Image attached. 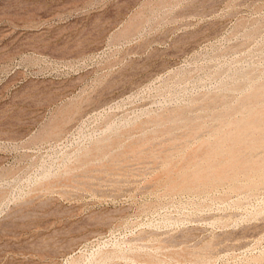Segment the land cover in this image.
I'll use <instances>...</instances> for the list:
<instances>
[{
	"label": "rangeland",
	"instance_id": "obj_1",
	"mask_svg": "<svg viewBox=\"0 0 264 264\" xmlns=\"http://www.w3.org/2000/svg\"><path fill=\"white\" fill-rule=\"evenodd\" d=\"M263 105L264 0H0V264H264Z\"/></svg>",
	"mask_w": 264,
	"mask_h": 264
},
{
	"label": "bare ground",
	"instance_id": "obj_2",
	"mask_svg": "<svg viewBox=\"0 0 264 264\" xmlns=\"http://www.w3.org/2000/svg\"><path fill=\"white\" fill-rule=\"evenodd\" d=\"M237 86H238V85H237ZM249 87H250V86H249ZM251 87H253V85H252ZM228 88H229V87H228ZM255 88H256V86H255ZM229 89H230V88H229ZM249 90H250V89H249ZM262 91H263V90H262ZM248 93H249V92H248ZM262 94H263V93H262ZM254 99H255V98H254ZM246 100H247V99H246ZM247 101H248V100H247ZM229 104H230V103H229ZM248 104H249V103H248ZM251 105H252V104H251ZM229 106H230V105H229ZM248 106H249V105H248ZM263 106H264V105H263ZM223 107H224V106H223ZM233 107H234V106H233ZM228 108H229V107H228ZM243 108H244V107H243ZM238 109H239V108H238ZM249 110H250V108H249ZM262 113H264V109H263V112H262ZM248 114H250V113H248ZM221 115H222V114H221ZM258 115H260V114H258ZM227 116H228V115H227ZM164 117H165V116H164ZM202 117H203V116H202ZM202 117H201V118H202ZM263 118H264V117H263ZM162 119H163V118H162ZM176 119H178V118H176ZM191 119H193V118H191ZM209 119H210V118H209ZM255 119H256V118H255ZM178 120H179V119H178ZM173 121H174V120H173ZM216 121H217V120H216ZM235 121H236V120H235ZM258 121H259V120H258ZM208 122H209V121H208ZM228 122H229V121H228ZM255 122H256V121H255ZM182 123H183V122H182ZM188 123H189V122H188ZM256 123H257V122H256ZM201 124H202V123H201ZM243 125H244V124H243ZM258 125H259V123H258ZM258 125L256 124V126H258ZM262 125H263V124H262ZM179 126H180V125H179ZM263 126H264V125H263ZM263 126H262V128H263ZM172 127H173V126H172ZM183 127H184V126H183ZM219 127H220V126H219ZM236 127H238V124H237ZM229 128H230V127H229ZM246 128H248V127H246ZM256 128H257V127H256ZM221 129H223V128H221ZM238 129H239V127H238ZM240 129H241V128H240ZM260 129H261V128H260ZM263 129H264V128H263ZM51 130H52V129H51ZM54 130H55V129H54ZM256 130H257V129H256ZM256 130H255V131H256ZM49 131H50V130H48V132H49ZM55 131H56V130H55ZM55 131H54V132H55ZM60 131H61V130H60ZM154 131H155V130H154ZM222 131H223V130H222ZM236 131H237V130H236ZM248 131H249V129H248ZM261 131H263V130H261ZM54 132H53V133H54ZM171 132H172V131H171ZM216 132H217V131H216ZM244 132H245V131H244ZM50 133H51V132H50ZM56 133H57V132H56ZM221 133H222V132H221ZM237 133H238V132H237ZM252 133H253V132H252ZM45 134H46V133H45ZM58 134H59V133H58ZM154 134H155V133H154ZM214 134H215V133H214ZM217 134H218V133H217ZM217 134H216V135H217ZM216 135H215V136H216ZM220 135H221V134H220ZM242 135H243V134H242ZM246 135H247V134H246ZM257 135H258V133H257ZM261 135H262V134H261ZM217 136H218V135H217ZM217 136H216V138H217ZM250 136H251V135H250ZM250 136H249V137H250ZM51 137H52V136H51ZM120 137H121V136H120ZM144 137H145V136H144ZM146 137H147V136H146ZM219 137H220V136H219ZM237 137H238V136H237ZM249 137H248V138H249ZM220 138H221V137H220ZM254 138H255V137H254ZM258 138H259V137H258ZM44 139H45V137H44ZM105 139H106V138H105ZM211 139H212V138H211ZM225 139H226V138H225ZM103 140H104V139H103ZM107 140H108V139H107ZM110 140H111V139H110ZM119 140H120V139H119ZM231 140H232V139H231ZM242 140H243V139H242ZM244 140H245V139H244ZM247 140H248V139H247ZM251 140H252V139H251ZM262 140H263V139H262ZM99 141H100V140H99ZM99 141H98V142H99ZM125 141H126V140H125ZM253 141H255V140L253 139ZM259 141H260V140H259ZM98 142H97V144H98ZM103 142H104V141H103ZM105 142H106V141H105ZM142 142H143V141H142ZM149 142H150V141H149ZM223 142H224V141H223ZM244 142H245V141H244ZM250 142H252V141H250ZM129 143H130V142H129ZM132 143H133V142H132ZM241 143H243V142H241ZM253 143L256 144L255 142H253ZM258 143H259V142H258ZM94 144H95V143H94ZM94 144H93V145H94ZM118 144H119V143H118ZM215 144H216V143H215ZM215 144H214V145H215ZM99 146H100V145H99ZM197 146H198V145H197ZM215 146H216V145H215ZM251 146H252V144H251ZM259 146H260V143H259ZM126 147H127V146H126ZM213 147H214V146H213ZM216 147H217V146H216ZM247 147H248V149H250V148H249V145H248ZM111 148H112V147H111ZM138 148H139V147H138ZM260 148H262V146H261ZM97 150H98V149H97ZM99 150H100V149H99ZM105 150H106V149H105ZM116 150H117V149H116ZM217 150H220V149L218 148ZM95 151H96V150H95ZM245 151H246V150H245ZM83 152H84V151H83ZM86 152H87V151H86ZM89 152H90V151H89ZM103 152H104V151H103ZM220 152H221V151H220ZM229 152H230V154H231V151H229ZM253 152H254V151H253ZM210 153H211V152H210ZM222 153H224V152H222ZM243 153H244V152H243ZM248 153H249V152H248ZM254 153H255V152H254ZM225 154H226V153H225ZM249 154H250V153H249ZM98 155H99V154H98ZM254 155H255V154H254ZM82 156H83V155H82ZM82 156H81V157H82ZM85 156H86V155H85ZM87 156H88V154H87ZM249 156H250V155H249ZM263 156H264V155H263ZM195 157H196V156H195ZM200 157H201V156H200ZM215 157H216V155H215ZM244 157H245V156H244ZM252 157H253V156H252ZM100 158H101V157H100ZM168 158H170V157H168ZM228 158H229V157H228ZM249 158H250V157H249ZM76 159H77V158H76ZM84 159H85V158H84ZM92 159H93V158H92ZM172 159H173V158H172ZM238 159H239V158H238ZM238 159H237V160H238ZM244 159H245V158H244ZM247 159H248V158H247ZM263 159H264V158H263ZM165 160H166V159H165ZM169 160H170V159H169ZM255 160H256V159H255ZM83 161H84V160H83ZM213 161H214V160H213ZM246 161H247V160H246ZM256 161H257V160H256ZM262 162H263V161H261V163H262ZM85 163H86V162H85ZM198 163H199V162H198ZM208 163H209V162H208ZM213 163H214V162H213ZM79 164H80V163H79ZM86 164H87V163H86ZM88 164H89V163H88ZM167 164H168V163H167ZM227 164H228V163H227ZM258 164H259V163H258ZM263 164H264V162H263ZM67 165H68V164H67ZM80 165H81V164H80ZM89 165H90V164H89ZM236 165H237V164H236ZM179 166H180V165H179ZM81 167H83V166H81ZM188 167H189V166H188ZM63 168H64V167H63ZM83 168H84V167H83ZM239 168H240V167H239ZM246 168H247V167H246ZM74 169H75V168H74ZM209 169H210V168H209ZM64 170H65V169H64ZM66 170H69V168H67ZM236 170H237V169H236ZM245 170H246V169H245ZM258 170H259V169H257L256 171H258ZM75 171H76V170H75ZM62 172H63V171H62ZM73 172H74V171H73ZM205 172H206V171H205ZM253 172H254V171H253ZM260 172H261L260 174H262L263 171H260ZM63 173L65 174V172H63ZM68 173H69V172H68ZM68 173H66V174H68ZM71 173H72V172H71ZM164 173H165V172H164ZM179 173H180V172H179ZM184 173H185V172H184ZM238 173H239V172H238ZM243 173H244V172H243ZM249 173H250V172H249ZM257 173H258V172H257ZM171 174H172V173H171ZM193 174H194V173H193ZM255 174H256V172H255ZM263 174H264V173H263ZM69 175H70V174H69ZM160 175H161V174H160ZM207 175H208V174H207ZM247 175H248V173H247ZM51 176H52V175H51ZM177 176H178V175H177ZM210 176H211V175H210ZM52 177H53V176H52ZM54 177H55V176H54ZM178 177H179V176H178ZM205 177H206V176H205ZM236 177H237V176H236ZM236 177H235V178H236ZM238 177H239V176H238ZM256 177H257V176H256ZM256 177H255V178H256ZM259 177H260V175H259ZM261 177H262V176H261ZM46 178H47V177H46ZM49 178H50V176H49ZM163 178H164V177H163ZM168 178H169V177H168ZM168 178H167V179H168ZM196 178H197V177H196ZM233 178H234V177H233ZM242 178H243V177H242ZM250 178H251V177H250ZM257 178H258V177H257ZM43 179H45V178H43ZM247 179H248V178H247ZM247 179H246V180H247ZM45 180H46V179H45ZM189 180H190V179H189ZM199 180H200V179H199ZM201 180H202V178H201ZM248 180H249V179H248ZM253 180H254V178H253ZM258 180H259V178H258ZM218 181H219V180H218ZM238 181H239V180H238ZM249 181H250V180H249ZM180 182H181V181H180ZM234 182H235V180H234ZM234 182H233V183H234ZM251 182H252V181H251ZM183 183H184V182H183ZM256 183H257V182H256ZM261 183H262V182H261ZM177 184H178V183H177ZM207 184H208V183H207ZM263 184H264V183H263ZM216 185H217V184H216ZM45 186H46V185H45ZM193 186H194V185H193ZM230 186H231V185H230ZM230 186H229V187H230ZM250 186H251V185H250ZM253 186H254V185H253ZM47 187H48V186H47ZM199 187H200V186H199ZM210 187H211V186H210ZM242 187H244V186H242ZM211 188H212V187H211ZM253 188H254V187H253ZM189 189H190V188H189ZM189 189H188V190H189ZM167 190H168V189H167ZM206 190H207V189H206ZM230 190H231V189H230ZM235 190H236V189H235ZM35 191H36V190H35ZM181 191H182V190H181ZM181 191H180V192H181ZM207 192H208V191H207ZM238 192H239V191H238ZM204 193H205V192H204ZM0 197H1V196H0ZM1 200H2V199L0 198V201H1ZM173 251H174V250H173ZM174 256H175V255H174ZM178 256H179V255H178ZM179 257H180V256H179Z\"/></svg>",
	"mask_w": 264,
	"mask_h": 264
}]
</instances>
